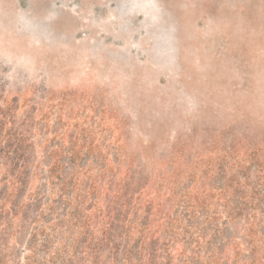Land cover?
<instances>
[{"label":"rangeland","instance_id":"rangeland-1","mask_svg":"<svg viewBox=\"0 0 264 264\" xmlns=\"http://www.w3.org/2000/svg\"><path fill=\"white\" fill-rule=\"evenodd\" d=\"M0 264H264V0H0Z\"/></svg>","mask_w":264,"mask_h":264}]
</instances>
